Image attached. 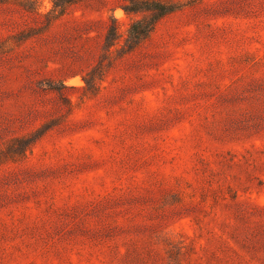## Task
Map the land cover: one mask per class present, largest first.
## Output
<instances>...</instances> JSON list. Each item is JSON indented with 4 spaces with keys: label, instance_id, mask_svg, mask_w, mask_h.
Here are the masks:
<instances>
[{
    "label": "rangeland",
    "instance_id": "1",
    "mask_svg": "<svg viewBox=\"0 0 264 264\" xmlns=\"http://www.w3.org/2000/svg\"><path fill=\"white\" fill-rule=\"evenodd\" d=\"M0 264H264V0H0Z\"/></svg>",
    "mask_w": 264,
    "mask_h": 264
},
{
    "label": "trees",
    "instance_id": "2",
    "mask_svg": "<svg viewBox=\"0 0 264 264\" xmlns=\"http://www.w3.org/2000/svg\"><path fill=\"white\" fill-rule=\"evenodd\" d=\"M172 9L170 8H166L163 4H158V8H157V11L156 14H154V17L152 19V21L150 22V24H148V28L144 30H140V32H138L136 34V36H134L135 39L139 40L140 38L144 37L146 32L149 31L156 23V21L162 17L164 14L170 12ZM141 21H136L134 24H138L140 23Z\"/></svg>",
    "mask_w": 264,
    "mask_h": 264
}]
</instances>
